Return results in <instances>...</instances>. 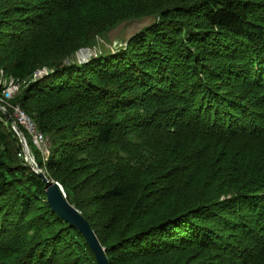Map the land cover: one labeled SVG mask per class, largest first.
<instances>
[{
	"label": "trees",
	"instance_id": "1",
	"mask_svg": "<svg viewBox=\"0 0 264 264\" xmlns=\"http://www.w3.org/2000/svg\"><path fill=\"white\" fill-rule=\"evenodd\" d=\"M156 11L161 21L115 54L66 64L96 36ZM185 20L202 23L196 35ZM39 69L50 73L28 82ZM7 78L27 85L0 105L13 119L19 107L50 139L43 162L16 122L109 264H264V0H0V97ZM116 140L144 149L119 157L115 181L90 201L75 198L82 143ZM23 155L0 111V264H97ZM68 236L86 255L72 244L73 263L59 259Z\"/></svg>",
	"mask_w": 264,
	"mask_h": 264
},
{
	"label": "rangeland",
	"instance_id": "2",
	"mask_svg": "<svg viewBox=\"0 0 264 264\" xmlns=\"http://www.w3.org/2000/svg\"><path fill=\"white\" fill-rule=\"evenodd\" d=\"M157 13H159V11H156L153 14H151L152 17H149L151 15H146L138 19L125 20V21L120 22L116 27L109 30L105 34L96 36L93 42L91 43V45L85 48H81L78 51H76L70 57L69 61L67 60L66 64L86 65L92 60L100 56H107V55L115 54V52L118 50L120 45L122 44L126 45V42L130 37L143 31L148 26L158 24L161 20H160V16H158ZM195 23H198V22H196L195 20H185L182 25L197 29L195 33L196 35L198 33L197 31L201 29L200 26L202 25V23H200L198 28H197V24ZM180 29H181L180 26H178V31H180ZM82 53H84L85 55L82 56L81 55ZM41 75H42V69H39L34 74H32L27 79V81L28 82L38 81L39 79H41V78H38ZM1 84H2V87H4V89L11 88L12 90L9 96V98L11 97V99H9L8 101L12 100L19 93V91L22 88H24L25 85H27V83H24L22 85H17L16 86L17 89H16L14 87V84L10 86V81L8 78L2 79ZM8 101L3 104H8ZM139 140H144V136H142ZM25 142H26V147H27L30 157L32 158L34 163H36L35 161L36 154L34 152L35 149L33 148L31 144L28 143L29 141L27 139L25 140ZM49 147H50V139L46 137L45 149H43L42 151L43 153L41 155V159L43 162H46L49 157V151H48ZM82 148L83 149L81 150V152H79V158L81 159L80 166L83 168V175L77 178L76 180H74V182L72 183L73 184L72 194L75 198H77L80 201L85 200V199L90 201L91 197H93L94 195H98V193L101 190H103L102 189L103 187L109 186L115 181L116 177H115L114 167H116L115 162L117 159H119V157H121V159L123 160L128 157L135 159L140 156L141 154L140 150L144 149L141 147H136L134 145L127 146L122 141H119V140H116L114 145L103 147V148H100L98 146L93 147L91 144H86L83 142ZM121 149H126L127 152L122 153ZM36 150H39V149L37 148ZM128 153H131V155H128ZM23 156L25 160V155ZM64 194L66 197V192H64ZM37 202L40 203V205L45 206L44 198H40ZM87 209L92 211V208L90 206H88ZM87 213L85 212L86 215ZM32 219L35 221L36 220L38 221V218H32ZM48 222H49L48 219H46V222L38 221L36 223H31V225L34 228L43 229V231H46V227L48 228L55 227L54 221H51L50 224H47ZM26 223H28L27 220H26ZM36 234H37V237H39L40 239H44L45 237L43 236V234H40V233H36ZM76 239L77 238H74L73 236H68L65 238L64 243L60 245V248H59V251L61 254L59 259H64V261L66 260V257H67L66 255L70 251L69 247L72 244L76 245V246L72 245V248H74V251L77 254V257L86 256L82 252L81 249L79 250L77 248L78 239L77 240ZM67 249H68V252L64 253V251ZM77 257H72L71 259L67 257V262L73 263L74 260L78 259ZM63 263L65 262H62V264Z\"/></svg>",
	"mask_w": 264,
	"mask_h": 264
},
{
	"label": "water",
	"instance_id": "3",
	"mask_svg": "<svg viewBox=\"0 0 264 264\" xmlns=\"http://www.w3.org/2000/svg\"><path fill=\"white\" fill-rule=\"evenodd\" d=\"M0 111L11 122L12 129L19 138V142L23 148L25 155V161L29 164L31 169L42 179L45 183V193L47 196V203L53 213L57 215L59 219L68 223L70 227H74L85 239L87 245L91 249L95 256L97 264H109L105 255V249L100 245L95 233L91 229L88 221L82 216V214L72 206L63 195L62 187L53 180L48 179L46 174L39 169L36 163L30 157L25 139L20 132L19 127L16 125L14 119L8 113V111L0 105Z\"/></svg>",
	"mask_w": 264,
	"mask_h": 264
},
{
	"label": "built area",
	"instance_id": "4",
	"mask_svg": "<svg viewBox=\"0 0 264 264\" xmlns=\"http://www.w3.org/2000/svg\"><path fill=\"white\" fill-rule=\"evenodd\" d=\"M44 75H47V72L45 70H42L41 76L43 77ZM41 76H39L38 78H41ZM9 81H10V86L14 84L15 88L17 85H22L25 83V82L18 83L13 79H9ZM11 91H12L11 88L8 89L5 88L0 97V102L6 103L9 99H11V97L9 98ZM11 108L13 113L12 115L15 121L26 130L33 144L40 150V152H42L43 149H45L46 137L42 133L37 131L33 121L19 107H11Z\"/></svg>",
	"mask_w": 264,
	"mask_h": 264
},
{
	"label": "bare ground",
	"instance_id": "5",
	"mask_svg": "<svg viewBox=\"0 0 264 264\" xmlns=\"http://www.w3.org/2000/svg\"><path fill=\"white\" fill-rule=\"evenodd\" d=\"M81 55H82V56H84L85 54H84V53H82ZM42 70H45L46 72H48V73H47V75L49 74V70H47V69H42ZM41 78H42V77H41ZM14 121H15V120H14ZM15 123H16V121H15ZM62 191H63V193H64V190H63V188H62ZM64 195H65V194H64Z\"/></svg>",
	"mask_w": 264,
	"mask_h": 264
}]
</instances>
